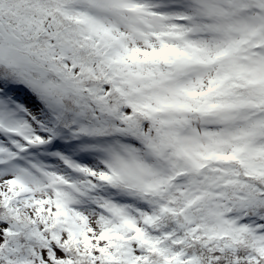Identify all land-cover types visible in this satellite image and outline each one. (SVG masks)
I'll use <instances>...</instances> for the list:
<instances>
[{"label": "snow or ice", "instance_id": "snow-or-ice-1", "mask_svg": "<svg viewBox=\"0 0 264 264\" xmlns=\"http://www.w3.org/2000/svg\"><path fill=\"white\" fill-rule=\"evenodd\" d=\"M0 264H264V0H0Z\"/></svg>", "mask_w": 264, "mask_h": 264}]
</instances>
